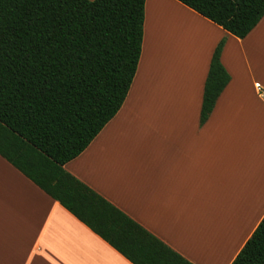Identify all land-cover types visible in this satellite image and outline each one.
<instances>
[{
    "label": "crops",
    "instance_id": "0c3cea01",
    "mask_svg": "<svg viewBox=\"0 0 264 264\" xmlns=\"http://www.w3.org/2000/svg\"><path fill=\"white\" fill-rule=\"evenodd\" d=\"M222 39L231 79L201 123ZM64 167L194 264H231L264 217V16L240 38L146 0L126 100ZM0 264L134 263L0 155Z\"/></svg>",
    "mask_w": 264,
    "mask_h": 264
},
{
    "label": "trees",
    "instance_id": "16d2710c",
    "mask_svg": "<svg viewBox=\"0 0 264 264\" xmlns=\"http://www.w3.org/2000/svg\"><path fill=\"white\" fill-rule=\"evenodd\" d=\"M244 38L264 0H179ZM146 0H0V155L134 264H194L64 165L120 110L137 72ZM214 50L201 123L231 79ZM231 264H264V217Z\"/></svg>",
    "mask_w": 264,
    "mask_h": 264
},
{
    "label": "built area",
    "instance_id": "2783aa9c",
    "mask_svg": "<svg viewBox=\"0 0 264 264\" xmlns=\"http://www.w3.org/2000/svg\"><path fill=\"white\" fill-rule=\"evenodd\" d=\"M260 89V86L258 87ZM261 90V89H260Z\"/></svg>",
    "mask_w": 264,
    "mask_h": 264
}]
</instances>
